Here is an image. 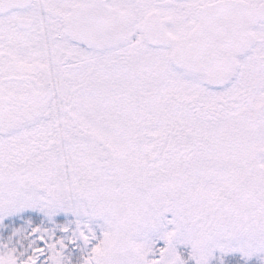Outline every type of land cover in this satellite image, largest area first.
I'll use <instances>...</instances> for the list:
<instances>
[{"label":"snow or ice","instance_id":"obj_1","mask_svg":"<svg viewBox=\"0 0 264 264\" xmlns=\"http://www.w3.org/2000/svg\"><path fill=\"white\" fill-rule=\"evenodd\" d=\"M0 264H264V0H0Z\"/></svg>","mask_w":264,"mask_h":264}]
</instances>
